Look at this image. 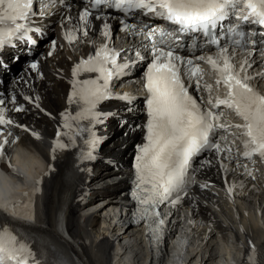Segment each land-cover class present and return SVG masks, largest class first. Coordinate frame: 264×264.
<instances>
[{
	"label": "snow or ice",
	"instance_id": "snow-or-ice-1",
	"mask_svg": "<svg viewBox=\"0 0 264 264\" xmlns=\"http://www.w3.org/2000/svg\"><path fill=\"white\" fill-rule=\"evenodd\" d=\"M235 3L236 0H90V8L85 7L79 12L80 24L75 31H82L86 36L89 18L93 14L91 9L108 6L125 15L137 11L143 12L144 15L151 13L157 18L178 25L182 34L202 31L207 36L210 29L217 27L218 21L226 18L227 10L234 7ZM244 3L249 10L248 15L243 18L244 22L252 17V23L264 26V0H244ZM33 4L34 0H0V48L13 46L14 41L29 39L28 33L34 30L30 27ZM121 23L122 31L131 28L129 24L123 21ZM108 28L109 26L105 24L103 35L106 37L110 35ZM237 34L244 35L242 32ZM159 35L164 37L168 33L160 30ZM76 38L72 29L65 34V39L69 43L74 42ZM234 43L239 44L240 41L236 40ZM165 48L153 47V59L148 65L145 77L148 116L145 125L146 143L137 150L134 165L136 184L132 193L137 202L136 214L147 223L152 233H158L164 223L159 219L158 206L176 193L175 198L171 200L175 205L180 199L179 193L184 190L186 184L192 182L189 169L193 157L204 149L214 148L220 151V146L212 143L211 140L214 129L221 127L213 121H218L220 117L211 110H202L189 95L180 77L181 65L186 69L185 74L190 77H196L199 68L193 66L191 60H185L177 55L173 49L165 50ZM220 52L223 58L222 66L211 56L206 61L218 73L219 79L216 83L218 85L222 83L226 89L224 98H217L212 107L218 108L224 105L243 120L242 124L234 125L242 130L241 134L245 137L243 157L252 159L253 155H258L264 160V95H260L249 85L248 81L252 77L248 75L242 77L234 70L227 55V48L222 47ZM118 56L119 53L109 49L105 44L99 47L94 55L81 59L73 68V90L68 100L69 103L82 102L85 107L75 116L68 113L61 114L64 119L62 127L68 131L58 130L54 151L56 148L68 147L60 142L59 137L63 135L72 139L73 134L79 135L83 131H87L91 137L88 141L90 148L95 147L97 140L92 128L74 129L72 122L88 120L93 125L101 122L102 114L96 111L97 105L110 95L109 82L113 76L119 75L128 67L127 64L117 63ZM244 65L251 67L246 59L241 65V71H244ZM31 68L36 69L37 65L33 63ZM82 72H95L99 73V76L97 79L82 81L75 79ZM98 80H103V83H98ZM196 83L199 87L198 80ZM3 103L0 100V105ZM15 110L22 111L21 108ZM12 124L13 121L5 116V109L0 107V126ZM8 142L5 139L0 143V149H3ZM88 157L92 158L91 151ZM34 259L26 243L20 242L6 229L0 230V264H30ZM36 264L39 262L37 261Z\"/></svg>",
	"mask_w": 264,
	"mask_h": 264
},
{
	"label": "bare ground",
	"instance_id": "bare-ground-1",
	"mask_svg": "<svg viewBox=\"0 0 264 264\" xmlns=\"http://www.w3.org/2000/svg\"><path fill=\"white\" fill-rule=\"evenodd\" d=\"M89 49L84 48V53ZM75 58L70 49L59 51L54 58L43 64L44 80L35 81L33 84V88L42 98V105L52 114L59 111L64 104L67 86L60 80L61 69L66 70ZM110 111L114 110L110 108ZM116 112L120 118L108 121L101 128L102 134H105L103 153L105 158L122 160L129 148L128 141L136 133L129 131L123 134V129H118V123L123 121L125 115H121L122 109H117ZM25 115V120L42 132V137L38 140L23 137L20 140L17 146L22 160L18 164L47 163L49 141L58 125L54 119L49 121L43 116L37 118L32 111ZM70 162V158H65L54 175L48 170L37 172L36 178H41L39 192L34 195V188L29 197L32 203L35 202L34 217H31L29 205L21 210V214L12 209L0 210V218L19 224L36 235L40 239V254L48 264H120L121 258L126 255L120 242L139 236L138 231L130 227L127 218L116 217L118 210L123 208L125 185L124 179L118 175L121 174L124 178L126 172L114 173L106 165L108 160L98 165L93 164L90 171L84 169L83 165L71 171ZM3 168L7 169V166L3 165ZM14 176L19 178L16 170L11 172V177ZM216 180L222 187L221 197L219 192L218 196L210 192L199 193V200L208 206L200 205L198 209H191L195 217L201 222L205 220L206 224H212L213 229L205 227L194 248L188 251L189 256H186L187 260L183 264L220 263V255L216 252L217 245L212 243L215 234L221 236L223 241L228 238L233 241L237 253L234 258L238 264L246 261H249L247 264H264V194L253 195L244 190L241 194L247 195L246 198L251 200H235L230 198L231 184L228 179L220 175ZM99 197H103L101 207L90 213H78ZM83 198L87 199L85 205L80 202ZM193 203L199 204V201ZM169 220L171 232L174 233L179 225V218L172 216ZM199 228L192 226L194 231ZM113 248L116 260L110 253ZM141 252L134 254V264H141V261L142 264H147L148 256L142 257ZM124 263L126 262L123 261Z\"/></svg>",
	"mask_w": 264,
	"mask_h": 264
},
{
	"label": "rangeland",
	"instance_id": "rangeland-1",
	"mask_svg": "<svg viewBox=\"0 0 264 264\" xmlns=\"http://www.w3.org/2000/svg\"><path fill=\"white\" fill-rule=\"evenodd\" d=\"M248 199H250V198H248ZM95 200H98V201H96L95 203H94V205H92V206H90V207H88V209H81V210H79L78 211V213H90L92 210H94L97 206H99V205H102L103 204V197H99V198H96ZM109 200V199H108ZM247 200V199H246ZM93 202V201H92ZM101 202V203H100ZM139 237V236H138ZM139 238H137V237H131V238H126V240H122L121 242H120V245H121V247H124L125 249L124 250H126L125 251V253H126V255H125V257L124 258H121L123 261H125V262H128L127 264H134V262H136V260H134L133 259V257H134V254L135 253H139L140 251H142L141 250V246H139V241L140 240H138ZM219 241V242H218ZM136 242H138V243H136ZM213 243H216L217 244V246L218 247H222L221 248V250L224 252V255H225V257H230V256H232L233 254H234V251H233V249H231V247H229L225 242H221V240L219 239H217L216 241H214ZM135 244V245H134ZM137 244V245H136ZM220 244H221V246H220ZM132 246H134V247H132ZM129 247V248H128ZM139 248V249H138ZM135 249V250H134ZM224 249V250H223ZM231 251V252H230ZM141 255H142V257H145V255L141 252ZM188 255V254H187ZM127 256V257H126ZM143 263V261H141V264ZM194 264V263H193Z\"/></svg>",
	"mask_w": 264,
	"mask_h": 264
}]
</instances>
